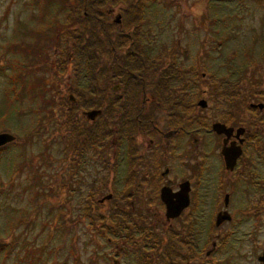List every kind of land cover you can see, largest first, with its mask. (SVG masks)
Returning a JSON list of instances; mask_svg holds the SVG:
<instances>
[{
	"label": "flooded vegetation",
	"instance_id": "flooded-vegetation-1",
	"mask_svg": "<svg viewBox=\"0 0 264 264\" xmlns=\"http://www.w3.org/2000/svg\"><path fill=\"white\" fill-rule=\"evenodd\" d=\"M98 10L94 86L75 94L71 84L59 83L46 99L62 105L59 186L70 197L78 192L82 201L93 200L79 217H87L105 242L98 245L109 249L106 259L233 264L241 257L264 264V60L230 82L216 76L209 54V70H198L197 51L191 57L182 38L166 43L161 30L139 29L115 36L107 18L121 31L124 15L112 6ZM127 17L135 28L143 22L139 12ZM45 33L35 34L44 51L31 54L35 64L25 66H49L58 76L75 55L49 45ZM79 71L91 77L89 70ZM45 111L39 132L59 120ZM168 197L177 203L187 197V203L173 216Z\"/></svg>",
	"mask_w": 264,
	"mask_h": 264
},
{
	"label": "rangeland",
	"instance_id": "rangeland-1",
	"mask_svg": "<svg viewBox=\"0 0 264 264\" xmlns=\"http://www.w3.org/2000/svg\"><path fill=\"white\" fill-rule=\"evenodd\" d=\"M46 1L0 0V132L16 136L14 141L0 146V264H111L103 254H108L109 249L103 250L98 245L106 246L105 242L100 239L98 242L87 217H79L93 200L82 201V194L78 192L68 196L63 185L61 189L60 182L54 180L64 181L65 131L59 102L54 104L52 111L59 120H51L45 132L37 131L39 119L47 114L42 102L48 94L56 92L59 83L66 84V87L71 84L75 88L73 93L77 94L78 89L83 90L90 82V77L79 71L82 68L83 72L88 70V60L72 44L75 40L72 31L83 34L85 40H97L89 29L67 28L69 17L65 10L68 6L64 12L61 0L48 6ZM97 1H101L98 9L105 11L112 6L124 15L121 31L112 17L107 18L112 22L109 28L115 36L139 29L157 35L161 30L159 36L163 42L182 38V48L192 50L191 57L194 58L197 51L196 56L203 67L198 70H209V54L214 58L211 64L216 65V76H226L230 82L251 71L255 62L264 60V0ZM133 12H139L143 19L137 28L127 24V14ZM58 32L60 39L56 43ZM42 33L50 38L49 45L66 46L65 52L68 50L75 55L73 61L76 62L58 68V76L52 75L53 68L49 66L43 69L36 65L25 66V63H34L36 58L31 54L27 57L26 48L37 43L35 34ZM64 56L61 59L66 62ZM50 57L53 60L51 49ZM79 61L82 62L79 64ZM52 78V90L55 91H48ZM200 82L203 86L202 78ZM184 172L187 174L188 171ZM87 182L90 189L95 188L94 181ZM26 216L32 217L29 223L24 222ZM203 236H206L205 228ZM240 258L233 264H254L250 259ZM132 260H128V264H136ZM150 260L153 264H164L163 261Z\"/></svg>",
	"mask_w": 264,
	"mask_h": 264
},
{
	"label": "trees",
	"instance_id": "trees-1",
	"mask_svg": "<svg viewBox=\"0 0 264 264\" xmlns=\"http://www.w3.org/2000/svg\"><path fill=\"white\" fill-rule=\"evenodd\" d=\"M54 1L55 0H47L46 1L47 6L54 3ZM61 1L63 4L62 8H61L62 10L66 9V7L68 6V8L65 10L68 17H69V19H68L69 24L67 25V28L69 30L70 29H72V30L78 29V31L89 29L90 32H94L93 36L97 40L98 39V33H97L98 32V25H97V21H96V16L98 14L97 12H99L97 7L101 3V1H97V0H61ZM55 29H57L56 26H55ZM59 30H56V31H59ZM72 32H74L73 37L75 39L74 40L75 48H77V50L79 52H81L82 55L84 54L83 56L88 60V62H87L88 70L91 72V77H90L91 82H89L88 85L90 87H93L94 86V80L93 79L95 77V61H96V54H97L96 53V50H97L96 49V43H94V42H96V41L95 40H89V39L85 40L83 34L77 33L76 31H72ZM92 47H93V49H92ZM26 49H28V50H25V51L29 52V54H32V55L39 54L42 51H44L41 48L37 47L36 45H34L32 47H28ZM57 102H58L57 100L44 99L42 102V107L46 108V110H48V111H51L50 114L52 115L53 107H55L54 104H56ZM48 104H50V106ZM54 180L56 181V183L62 182L57 178ZM39 184L44 185L42 182H40ZM60 188H62V186H60ZM50 191L52 192V190H50ZM49 194H51L50 195L51 197L53 196L52 193H49ZM44 196H45V194L43 195V197ZM46 196H47V194H46ZM31 220H32V217L29 216L26 218V220L24 222L29 223ZM35 250H38V248H36Z\"/></svg>",
	"mask_w": 264,
	"mask_h": 264
},
{
	"label": "water",
	"instance_id": "water-1",
	"mask_svg": "<svg viewBox=\"0 0 264 264\" xmlns=\"http://www.w3.org/2000/svg\"><path fill=\"white\" fill-rule=\"evenodd\" d=\"M96 110H91L88 112L89 115H92V117L96 114ZM16 139V136L10 132L2 131L0 132V146H3L7 143H10ZM168 202V208H169V214L176 215L179 211L182 205H185L187 203V197L182 203H177L174 201H171L170 197L165 198Z\"/></svg>",
	"mask_w": 264,
	"mask_h": 264
}]
</instances>
